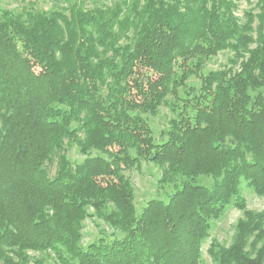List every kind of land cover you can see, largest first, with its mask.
<instances>
[{"label":"trees","instance_id":"16d2710c","mask_svg":"<svg viewBox=\"0 0 264 264\" xmlns=\"http://www.w3.org/2000/svg\"><path fill=\"white\" fill-rule=\"evenodd\" d=\"M65 2L0 7V264H27L29 250L62 264H200L231 204L233 242L207 253L264 264V209L241 196L245 184L264 197V0L240 16V0ZM223 50L227 62L204 73ZM162 104L172 117L157 140L146 115ZM71 144L82 159L65 154ZM141 160L160 183L182 181L136 212L124 171ZM90 215L110 236L83 246Z\"/></svg>","mask_w":264,"mask_h":264},{"label":"rangeland","instance_id":"374dc122","mask_svg":"<svg viewBox=\"0 0 264 264\" xmlns=\"http://www.w3.org/2000/svg\"><path fill=\"white\" fill-rule=\"evenodd\" d=\"M82 2L85 6H92L93 4H100L102 2L109 3L112 0H77ZM255 0H240L237 15L250 8ZM66 4L65 0H0V7L7 9L26 10V9H51L58 8L60 5ZM231 53L228 50H223L217 55L212 56L206 62L203 72L221 68L225 64ZM199 79L190 77L188 83L196 87L199 86ZM169 98V97H168ZM169 100V99H168ZM170 101V100H169ZM147 121L154 132V137L161 140L159 133L165 131L168 126V121L172 117L169 107L165 104L159 106L156 114L146 115ZM65 154L74 161H78L83 156L78 152L75 144L67 145ZM55 160L48 164L50 174L55 171ZM125 176L129 179L134 194V205L136 212L146 204L147 200L151 198H159L167 201L168 197L173 193L175 188L180 185L181 177H177L173 182L160 183L161 169L151 162L141 160V162L130 169L124 171ZM198 182L209 183L208 178H199ZM241 196L245 201L246 209L260 211L264 209V197L256 195L253 190L242 185ZM92 213V210L89 208ZM242 217V210L234 205H229L225 208L223 213L217 219H212L208 237L201 245V263L200 264H214L211 260L207 249L213 247L215 244L223 247L229 246L234 239L235 226ZM106 231V232H101ZM111 229L103 221L102 218L96 215L87 216L82 221L81 228V245L86 246L89 243L96 242L101 236V233H107L106 239L110 236ZM27 264H36L38 260L41 264H62L55 258L54 254L47 251H28Z\"/></svg>","mask_w":264,"mask_h":264}]
</instances>
